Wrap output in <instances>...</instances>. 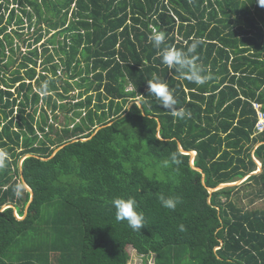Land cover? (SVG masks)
I'll return each instance as SVG.
<instances>
[{
    "label": "trees",
    "instance_id": "16d2710c",
    "mask_svg": "<svg viewBox=\"0 0 264 264\" xmlns=\"http://www.w3.org/2000/svg\"><path fill=\"white\" fill-rule=\"evenodd\" d=\"M262 5L0 0V211L13 206L0 212V264H129V248L154 256L151 264H264V209L240 195L264 201L254 106L264 113ZM153 28L166 34L162 48L202 40L195 56L213 79L197 85L173 73L149 40ZM149 79L166 83L191 117L174 118L147 96ZM179 144L197 154L205 185ZM253 157L262 163L255 175ZM159 194L181 203L166 209ZM117 197L138 202L142 232L116 220ZM31 231L29 253L8 259Z\"/></svg>",
    "mask_w": 264,
    "mask_h": 264
},
{
    "label": "clouds",
    "instance_id": "9594fccd",
    "mask_svg": "<svg viewBox=\"0 0 264 264\" xmlns=\"http://www.w3.org/2000/svg\"><path fill=\"white\" fill-rule=\"evenodd\" d=\"M264 6V5H262ZM149 40L152 46L161 50L158 54L161 61L173 73H179L185 79L197 85H204L209 80L213 79L212 74L202 67L197 62L195 56L197 48L203 43L202 40H194L186 50H180L174 47L162 48L166 40V34L153 28ZM46 87V86H45ZM147 96L154 97L159 101L160 105L167 109L174 118L185 119L190 118L192 113L186 111L184 107L178 106V101L173 92L169 89L166 83L158 80H147ZM171 161L174 164H179L180 161L177 154L173 153ZM257 162V161H256ZM7 165L6 154L0 153V169L5 168ZM169 161L163 162V167L168 168ZM161 205L169 210H176L177 206L181 203L179 196L165 197L163 194L158 195ZM112 206L115 209V218L117 221H127L128 226L135 232H142L148 226L145 214L140 210L138 202L132 198L117 197L113 199ZM179 230L184 231V225H179Z\"/></svg>",
    "mask_w": 264,
    "mask_h": 264
},
{
    "label": "rangeland",
    "instance_id": "374dc122",
    "mask_svg": "<svg viewBox=\"0 0 264 264\" xmlns=\"http://www.w3.org/2000/svg\"><path fill=\"white\" fill-rule=\"evenodd\" d=\"M50 37V36H48ZM40 45V44H39ZM38 45V46H39ZM25 51V50H23ZM75 94H77V92H75ZM64 120L63 115H60V119H59V123L62 124ZM254 158V157H253ZM255 159V158H254ZM257 163V162H256ZM258 164V163H257ZM261 169L260 165L258 164V171ZM257 171V172H258ZM243 181H239L236 182L237 185L239 186L241 185ZM234 184V183H232ZM223 184H221L220 186H222ZM218 186V187H220ZM236 186H232V187H236ZM231 187V188H232ZM229 188V187H228ZM222 190V189H221ZM245 193L246 191H241V196L243 197L244 202L248 205L252 206V207H256L258 209H264V201H258L255 202L254 204H248V201L250 198L245 197ZM44 220L48 218V214H45L43 216ZM43 222V221H42ZM43 224V223H42ZM40 223L38 225H36V229L38 230V228L40 227ZM35 230V229H34ZM44 230V229H43ZM39 231H42L41 229H39ZM47 230H44V233H46ZM36 233H34V231H31L30 233H28V235H25L23 237H21L16 243L13 244V246L11 247L12 249L10 250L9 254H8V259H12L15 261H19L22 257V255H24L25 253H29V251H24V249L28 246V248L32 247L33 245L36 244ZM129 254H130V259L131 261L129 262V264H151L152 263V258H155L154 256H149V257H140L136 251L133 248H129Z\"/></svg>",
    "mask_w": 264,
    "mask_h": 264
},
{
    "label": "water",
    "instance_id": "95a60500",
    "mask_svg": "<svg viewBox=\"0 0 264 264\" xmlns=\"http://www.w3.org/2000/svg\"><path fill=\"white\" fill-rule=\"evenodd\" d=\"M137 105L142 109V106H141V104H140L139 102H138ZM110 125H111V124H109V126H110ZM100 129H101V128H98V130H100ZM94 135H95V134H94ZM94 135H93V136H94ZM90 139H91V138H90ZM78 141H79V139H75V140L71 141L70 143H75V142H78ZM85 141H87V140H82V142H85ZM70 143H67V144H65L64 146H62V147H60L59 149H57V150L55 151L54 155H55L58 151L62 150L65 146L69 145ZM179 150H180L184 155H188V156H190V164H191L192 168H193L194 170H196L197 172L203 174V170H202L201 168H197V167L194 165V160H195L197 154H196L195 152L185 151V150L182 148L181 144H179ZM195 154H196V155H195ZM54 155H53V156H54ZM28 157H31V156H28ZM42 160H43V161H48L49 159H42ZM259 172H260V171H259ZM259 172H255L254 174H257V173H259ZM254 174H252V175H254ZM22 181H23V185H24L25 189H26L29 193H31V202H32V201H33V198H34V194H33V191L31 190V188L27 185V183H26V181H25L23 175H22ZM204 181H205V175L203 174L202 182H203V184L205 185ZM241 181H243V180H241ZM236 185H237V183H234V184H223L222 186L217 187V188H209V187H206V188L208 189V192L212 195L213 193H215V192H217V191H219V190H221V189H225V188L232 187V186H236ZM12 207H13V206H5V207L2 208V210H1L0 212L4 211V210L7 209V208H12ZM28 208H29V206L26 207L25 214L28 213ZM15 215H16V217H17L19 220H23V219L25 218V216H24L23 218H20V217L18 216L16 210H15Z\"/></svg>",
    "mask_w": 264,
    "mask_h": 264
},
{
    "label": "built area",
    "instance_id": "2783aa9c",
    "mask_svg": "<svg viewBox=\"0 0 264 264\" xmlns=\"http://www.w3.org/2000/svg\"><path fill=\"white\" fill-rule=\"evenodd\" d=\"M254 106H255V109L259 113L258 121L256 124V130H257V132L262 133V132H264V113L260 112V105L255 104Z\"/></svg>",
    "mask_w": 264,
    "mask_h": 264
},
{
    "label": "crops",
    "instance_id": "0c3cea01",
    "mask_svg": "<svg viewBox=\"0 0 264 264\" xmlns=\"http://www.w3.org/2000/svg\"><path fill=\"white\" fill-rule=\"evenodd\" d=\"M257 134H258V133L255 131V133L253 134V136H254V137H257ZM258 146H260V144H258L257 147H258ZM257 147H256V148H257ZM253 156H254V155H253ZM254 158H255V157H254ZM254 160H255V162L257 161V163L260 165L261 169H260L259 171L261 172V171H262V163H261L257 158H255ZM258 164H257V165H258ZM257 171H258V167H257ZM257 171H256V172H257ZM259 171H258V172H259ZM260 172H259V173H260ZM257 174H258V173H257ZM254 175H255V174H254Z\"/></svg>",
    "mask_w": 264,
    "mask_h": 264
},
{
    "label": "bare ground",
    "instance_id": "6f19581e",
    "mask_svg": "<svg viewBox=\"0 0 264 264\" xmlns=\"http://www.w3.org/2000/svg\"><path fill=\"white\" fill-rule=\"evenodd\" d=\"M196 155V154H195Z\"/></svg>",
    "mask_w": 264,
    "mask_h": 264
}]
</instances>
